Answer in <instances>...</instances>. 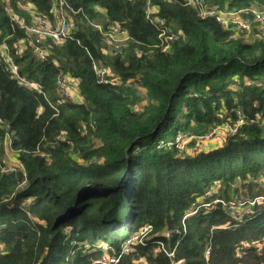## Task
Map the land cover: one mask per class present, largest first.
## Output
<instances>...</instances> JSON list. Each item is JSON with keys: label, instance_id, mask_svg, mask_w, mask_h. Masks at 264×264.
I'll list each match as a JSON object with an SVG mask.
<instances>
[{"label": "trees", "instance_id": "obj_1", "mask_svg": "<svg viewBox=\"0 0 264 264\" xmlns=\"http://www.w3.org/2000/svg\"><path fill=\"white\" fill-rule=\"evenodd\" d=\"M65 1L77 11L73 36L47 41L40 61L10 10L30 20L29 4L50 13L54 0H0V45L37 86L20 84L0 59V264H103L100 244L119 254L147 224L152 233L117 264H262L264 202L238 220L215 201L264 196V36L233 37L184 0H151L173 35L162 52L148 0ZM211 4L264 9V0ZM110 24L131 37L122 54L107 51L97 27ZM94 64L121 83L100 81ZM67 74L79 101L60 94ZM238 111L248 122L219 147L165 144L235 121ZM11 154L24 171L10 170ZM201 196L211 206L184 219Z\"/></svg>", "mask_w": 264, "mask_h": 264}, {"label": "built area", "instance_id": "obj_2", "mask_svg": "<svg viewBox=\"0 0 264 264\" xmlns=\"http://www.w3.org/2000/svg\"><path fill=\"white\" fill-rule=\"evenodd\" d=\"M185 4L193 6L198 9L203 17H214L224 27H230L235 30L233 37H237L240 34H244L246 37L252 34L258 36L263 34L264 30V9L259 7L251 8H223L217 4H211L212 0H184ZM27 12L29 13L30 20L10 10V17L13 23L19 26L25 31V34L30 38V45L32 51L36 56L37 60L43 61L49 55V48L46 45L47 41H52L54 44H60L68 38L73 36L75 31V23L72 17V8L66 3L65 0H54V7L50 13L39 12L35 6L29 4L27 6ZM158 9L152 5L151 0H148L146 7L147 18L157 26L159 30L160 43L157 45L162 52H168L171 49L170 40L173 35L169 33L168 28L165 25V20L157 15ZM77 13V11H75ZM98 29L103 33L105 42L107 44V51L111 54H122L124 48L128 45V41L131 39L128 31L122 28L119 24H110L106 29L97 26ZM24 39H19L14 43V48L17 52L21 53L26 48ZM0 59H3L6 68L10 73L18 80L20 84L36 88L37 86L33 83L28 82L25 78L20 76L19 66L16 63L15 58L10 53V47L3 43L0 45ZM93 68L100 81L106 83L120 84V79H113L108 77L111 75V69L106 65L94 64ZM131 82H128L130 84ZM60 94L70 100H81L82 96L79 93L78 80L73 78L70 74L61 77L58 81ZM138 87V84H134ZM219 118H223L222 113H218ZM237 119L231 121L230 119L225 120L221 124L210 128L207 132L199 134H179L175 141H168L165 144L167 146H174L180 151H187L188 153H198L200 151H207L210 148V140L218 139L217 141H225L228 135H234L239 132L241 126L246 124L248 121L242 115L240 111L237 112ZM253 122V120L251 121ZM194 141V142H193ZM223 141V142H224ZM194 144H193V143ZM10 170H25L24 163L17 158L8 155ZM260 180V179H259ZM215 202H221L227 206V211L234 218L241 219L247 214H251L253 207L264 202V196H258L253 200L239 202V200H233L226 204L223 200H216ZM211 204L206 201L204 196L199 197L187 211L184 219L195 215L200 211L201 208H209ZM153 226L147 224L140 228V230L127 239L119 254H109V246L107 244H100L99 246L103 249L104 255L101 257L100 262L103 264H117L121 257L126 254L134 253V246L138 243H143L145 239L152 233ZM166 238H171V232L165 233ZM161 248L165 250L164 243L160 242ZM169 256H174V252H167ZM142 259H140L141 261ZM181 261L178 262L180 264ZM264 264V262L262 263Z\"/></svg>", "mask_w": 264, "mask_h": 264}, {"label": "rangeland", "instance_id": "obj_3", "mask_svg": "<svg viewBox=\"0 0 264 264\" xmlns=\"http://www.w3.org/2000/svg\"><path fill=\"white\" fill-rule=\"evenodd\" d=\"M254 36H255V34L252 35V36L247 37V39H248V40H252V39H254ZM262 36H264V30H263V34H262L260 37H262ZM76 88H78V87L76 86ZM232 88H235V87L232 86ZM218 142H220V141H218ZM210 143H213V140H210L208 144H207V143L205 144V146H208ZM209 146L212 147V146H214V145H209ZM8 154H10V153H8ZM7 156H8V155H7ZM8 157H9V156H8ZM8 157H6V163H8V162L10 161ZM4 158H5V155H4Z\"/></svg>", "mask_w": 264, "mask_h": 264}, {"label": "crops", "instance_id": "obj_4", "mask_svg": "<svg viewBox=\"0 0 264 264\" xmlns=\"http://www.w3.org/2000/svg\"><path fill=\"white\" fill-rule=\"evenodd\" d=\"M78 101H79V100H78ZM217 140H218V139H214V140H213V143H210V145H214V146L210 147L211 149L214 148V147H215V148H216V147H219V146H221V145L223 144V141H224V140H223V141H220V142H218ZM12 157H14V156H12ZM8 158H10V157H8Z\"/></svg>", "mask_w": 264, "mask_h": 264}]
</instances>
